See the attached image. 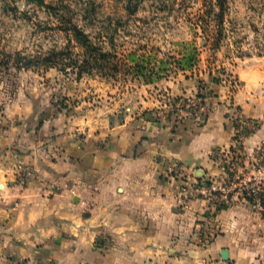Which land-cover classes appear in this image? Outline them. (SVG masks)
I'll use <instances>...</instances> for the list:
<instances>
[{"label": "crops", "instance_id": "crops-1", "mask_svg": "<svg viewBox=\"0 0 264 264\" xmlns=\"http://www.w3.org/2000/svg\"><path fill=\"white\" fill-rule=\"evenodd\" d=\"M183 85L178 93L196 91L197 82ZM215 90L204 125L175 132L142 120L68 123L45 112L35 122L30 106L10 110L0 129V264H260L264 211L236 199L200 243L212 204L184 202L183 181L171 177L178 166L191 183L226 178L219 154L236 145L235 109ZM263 147L264 122L243 140L246 167ZM14 151L35 172L28 185L17 181Z\"/></svg>", "mask_w": 264, "mask_h": 264}, {"label": "rangeland", "instance_id": "rangeland-1", "mask_svg": "<svg viewBox=\"0 0 264 264\" xmlns=\"http://www.w3.org/2000/svg\"><path fill=\"white\" fill-rule=\"evenodd\" d=\"M42 1L0 0V129L10 110L27 105L35 122L45 112L68 123L142 120L175 132L204 125L216 87L235 109L234 125L247 120L245 134L264 122V0H226L223 14L217 0H207V8L205 0ZM60 13L107 54L81 76L71 62L81 66L85 51L61 30ZM52 53L49 66L44 58ZM186 80L197 82L196 91L178 93ZM237 102L257 118L246 117ZM11 157L17 181L29 172L31 182L34 170L18 151ZM177 168L171 177L185 180ZM204 232L201 226L198 242Z\"/></svg>", "mask_w": 264, "mask_h": 264}, {"label": "built area", "instance_id": "built-area-1", "mask_svg": "<svg viewBox=\"0 0 264 264\" xmlns=\"http://www.w3.org/2000/svg\"><path fill=\"white\" fill-rule=\"evenodd\" d=\"M206 115V114H205ZM247 120L240 118L239 123L235 125L236 145L232 149L223 150L219 154L226 172V178L208 179V183H191L187 179L181 178L183 185L179 196L184 202H189L195 198H204L212 204L210 214L204 224L205 232L202 235L200 243H205L212 237L209 224L214 218L220 207L232 205L236 199L243 200L258 212L264 211V181L262 179V170L264 166V147L260 150V156L254 159L248 167L244 164V152L242 143L244 138L250 133L245 126ZM184 175L183 173L179 176ZM32 174L27 172L22 184H28ZM185 178V175H184ZM260 264H264V259Z\"/></svg>", "mask_w": 264, "mask_h": 264}, {"label": "trees", "instance_id": "trees-1", "mask_svg": "<svg viewBox=\"0 0 264 264\" xmlns=\"http://www.w3.org/2000/svg\"><path fill=\"white\" fill-rule=\"evenodd\" d=\"M30 1H36L38 4H42L43 6L45 3L42 0H30ZM143 1V0H140ZM206 3V8L209 7V4ZM219 2V14H223L225 11V5L226 0H217ZM127 3H131V0H127ZM49 8H52L55 13L58 12V8H53V6H48ZM214 7L210 5V8ZM56 17L60 21V24L62 27L61 30L65 33H67L69 36H71L72 41H75L81 48H83L84 52V61L81 66H78L79 60L77 62H71L73 63L74 68H78L80 70V76L83 75L85 72L94 69L97 65V61L100 58L105 59L107 54L100 53L91 40L89 34H87L84 30L79 28L75 23L74 20L71 18H68L67 14L60 13L56 14ZM57 56V53H52L48 57L44 58V62H47L49 66L54 65L53 59ZM23 67H29L28 64H23ZM80 65V64H79ZM200 183H208L207 180L200 179Z\"/></svg>", "mask_w": 264, "mask_h": 264}]
</instances>
